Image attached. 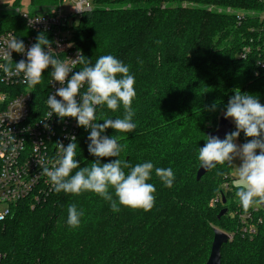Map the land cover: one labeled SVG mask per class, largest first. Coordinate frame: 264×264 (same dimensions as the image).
Masks as SVG:
<instances>
[{
    "label": "trees",
    "instance_id": "obj_1",
    "mask_svg": "<svg viewBox=\"0 0 264 264\" xmlns=\"http://www.w3.org/2000/svg\"><path fill=\"white\" fill-rule=\"evenodd\" d=\"M58 1L31 0L32 12L51 14ZM263 11L264 0H95L72 26L75 47L93 64L113 55L136 81L137 126L132 133L106 129L103 135L116 138L122 150L100 162L170 167L173 187H164L153 172L150 211L120 206L114 212L93 192L77 196L53 189L33 209L18 202L0 221V264H205L215 228L232 236L221 246V264H264V206L242 208L228 164L196 177L199 148L229 99L248 93L264 105ZM18 25L17 15L0 16V31ZM123 114L122 106L115 112L97 108L100 124ZM88 135L83 129L76 140L81 167L97 159L87 151ZM239 139L252 138L241 132ZM72 204L83 210L78 228L66 223ZM223 207L227 212L218 219ZM246 212L256 222L252 235L241 229L239 214Z\"/></svg>",
    "mask_w": 264,
    "mask_h": 264
},
{
    "label": "clouds",
    "instance_id": "obj_2",
    "mask_svg": "<svg viewBox=\"0 0 264 264\" xmlns=\"http://www.w3.org/2000/svg\"><path fill=\"white\" fill-rule=\"evenodd\" d=\"M74 8L81 12L79 7ZM50 44L45 36H38L37 42L26 52V61L13 63L11 53L24 54V43L13 36L0 39V72L9 78L23 74L24 83L29 88H35L42 83V72L51 65V81L58 82L60 87L53 95H48L50 111L47 118L53 115L60 120L71 117L78 127L89 132L87 151L97 158L91 167H81V161L76 159L80 149L75 136L68 137L70 142L66 146L56 143L58 157L55 161L47 162L52 164L51 168L40 161L43 174L53 191L77 196L83 192H93L108 201L114 212H119L120 206L150 211L155 204L156 192L154 184L149 183L153 172L164 187L171 189L175 181L172 168L154 169L150 161L133 166L120 159L107 163H101L99 159L119 157L122 150L116 138L103 135L106 129L132 133L137 126L133 122L132 108L136 96L135 76L130 73L129 66L113 55H102L93 64L78 52L75 59L62 61L56 57ZM45 48L48 50L45 51ZM77 64L84 67L72 72ZM70 72L72 75L66 80ZM85 85L86 91H81ZM78 95L79 100L76 99ZM99 106H106L113 112L122 106L124 114L122 118L103 119L100 124L97 116ZM224 118H231L236 130L226 134L223 140L215 136L206 137V143L199 148L200 167L214 169L217 165L232 166L239 185L235 196L242 208L248 210L264 205V105L253 94L237 92L229 99ZM241 132L252 139L237 147L234 141ZM236 158L241 161L238 167L232 163ZM124 169L129 171L126 173ZM110 188L114 190L115 199ZM67 213V225L78 228L83 210H78L72 204Z\"/></svg>",
    "mask_w": 264,
    "mask_h": 264
},
{
    "label": "built area",
    "instance_id": "obj_3",
    "mask_svg": "<svg viewBox=\"0 0 264 264\" xmlns=\"http://www.w3.org/2000/svg\"><path fill=\"white\" fill-rule=\"evenodd\" d=\"M62 5H65L64 11ZM94 5L95 0H59L57 8L51 14H34L30 11L20 14V10L16 8L12 15L20 18L21 25L0 31V39L13 36L24 43V54L11 53L13 63L26 61L27 50L37 42L40 35L51 42L50 47L58 59H75L81 51L73 42L72 26ZM74 7H79L81 12ZM260 19L264 21V11ZM246 52L248 48L243 49L241 57ZM78 66L79 64L72 72H78ZM51 71L50 65L42 72V83L35 88H29L24 83L23 74L9 78L0 72V221L9 215L12 206L18 202L33 209L37 203L46 199L53 188L43 174L40 161L51 168L52 164L47 162L55 161L58 157L56 143L66 146L70 142L68 137L75 136L77 140L84 129L78 127L71 117L60 120L53 115L47 118L50 111L47 105L48 95H53L60 87L58 82L51 81ZM72 72L66 80L71 77ZM86 87L85 85L81 91H86ZM76 99L79 100V95ZM259 208L262 206H254L252 210L254 212ZM239 221L242 232L248 235L255 232L256 222L251 212L240 213ZM4 256L0 253V263Z\"/></svg>",
    "mask_w": 264,
    "mask_h": 264
},
{
    "label": "water",
    "instance_id": "obj_4",
    "mask_svg": "<svg viewBox=\"0 0 264 264\" xmlns=\"http://www.w3.org/2000/svg\"><path fill=\"white\" fill-rule=\"evenodd\" d=\"M235 127V124L231 122L230 119H225L224 115L220 116L218 119L217 126L214 130L207 132V137L215 136L221 140L224 139L226 134H230ZM210 169H203L200 167L197 170L196 177L200 178L205 173H207ZM225 198L222 196V202L225 203ZM264 206V205H261ZM227 212V208L223 207L219 213L217 214V218H221ZM231 239V236L226 232L215 228L213 232V239L211 243V249L207 261L205 264H221V246L228 242Z\"/></svg>",
    "mask_w": 264,
    "mask_h": 264
},
{
    "label": "rangeland",
    "instance_id": "obj_5",
    "mask_svg": "<svg viewBox=\"0 0 264 264\" xmlns=\"http://www.w3.org/2000/svg\"><path fill=\"white\" fill-rule=\"evenodd\" d=\"M14 2H15V0H0V14L1 15L6 14V13L12 14V12L16 8H18L20 10V14L21 13L24 14L26 11L32 12L31 0H18L17 4H14ZM61 8L64 11L65 10V5H62ZM216 10L217 11H222L221 8H216ZM225 11L229 12L230 10L226 9ZM230 120H231L232 123H234L231 118H230ZM250 140L251 139H247L244 143H247ZM234 143L237 145V147H239V146L244 144L243 142H241L239 137H237V139L234 141ZM232 163H233V165L238 167L240 165L241 161L239 160V158H236V159L233 160ZM230 175H231V177L233 179V182L235 184H238L237 177L235 175L234 168L232 166L230 167Z\"/></svg>",
    "mask_w": 264,
    "mask_h": 264
}]
</instances>
